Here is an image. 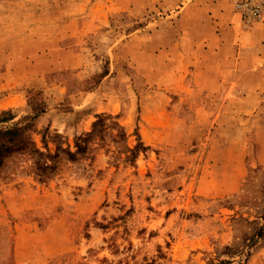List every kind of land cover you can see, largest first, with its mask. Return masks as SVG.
<instances>
[{"label":"rangeland","instance_id":"obj_1","mask_svg":"<svg viewBox=\"0 0 264 264\" xmlns=\"http://www.w3.org/2000/svg\"><path fill=\"white\" fill-rule=\"evenodd\" d=\"M0 153V264H264V15L0 0Z\"/></svg>","mask_w":264,"mask_h":264},{"label":"trees","instance_id":"obj_2","mask_svg":"<svg viewBox=\"0 0 264 264\" xmlns=\"http://www.w3.org/2000/svg\"><path fill=\"white\" fill-rule=\"evenodd\" d=\"M106 117H107V114H98V115H97V119L93 122V130H94V128H96L97 125L102 126V125H103V122H104V119H105ZM123 132H124V131H123ZM91 133H92V130L86 132L83 136L79 137V140H80V139L85 140L86 138H82V137H84L85 135H86V136H89ZM86 136H85V137H86ZM76 146H77V151H79V152L84 151L85 148H86L85 143H84V142H80V141H78V142L76 143ZM2 148L5 149V148H7V146H6V145H2ZM35 151H36L38 154L42 155V156H45V157L48 156V155H44V153H43L42 151H39V150L36 149V148H35ZM68 153H69V154H73L74 152L68 151ZM0 155H1V153H0ZM36 163L38 164L37 168H38V167L41 168V171H43L42 169H47L48 167H50V166L46 163L45 159H42V160L38 159ZM262 233H263V226L258 227L257 231L254 233L253 238H254L255 236H260V235H262ZM253 238H251V240H253ZM226 248L228 249L229 247L227 246ZM212 264H213V263H212Z\"/></svg>","mask_w":264,"mask_h":264},{"label":"built area","instance_id":"obj_3","mask_svg":"<svg viewBox=\"0 0 264 264\" xmlns=\"http://www.w3.org/2000/svg\"><path fill=\"white\" fill-rule=\"evenodd\" d=\"M233 7L240 12L243 21L249 22L261 16L262 6L255 0H231Z\"/></svg>","mask_w":264,"mask_h":264},{"label":"crops","instance_id":"obj_4","mask_svg":"<svg viewBox=\"0 0 264 264\" xmlns=\"http://www.w3.org/2000/svg\"><path fill=\"white\" fill-rule=\"evenodd\" d=\"M263 15H264V4H262V10H261V18L263 17Z\"/></svg>","mask_w":264,"mask_h":264}]
</instances>
